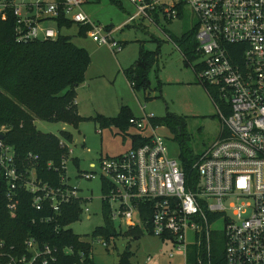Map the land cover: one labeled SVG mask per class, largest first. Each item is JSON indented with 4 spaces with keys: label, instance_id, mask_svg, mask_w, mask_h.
<instances>
[{
    "label": "built area",
    "instance_id": "built-area-1",
    "mask_svg": "<svg viewBox=\"0 0 264 264\" xmlns=\"http://www.w3.org/2000/svg\"><path fill=\"white\" fill-rule=\"evenodd\" d=\"M128 1L134 11L127 25L142 19L157 25V19H174L186 10L193 15L201 67L196 78L217 110L220 133L198 154L193 164L198 179L190 185L178 158L168 156L165 141L154 133L156 126L151 123V133H145V119L130 117L129 125L143 141L123 153L100 157L82 176L94 179L98 174L105 180L107 193L101 198L108 203L114 222L122 218L127 227L168 240L185 255L188 240H201L197 264H264V0ZM82 3L0 0V17L10 13L15 18L16 42L56 38V27L43 22L61 16L89 25L86 34L92 41L120 49L122 44L113 39L112 29L91 22L81 10ZM7 130L0 128V191L10 216L16 215L20 191L32 195L35 209L46 207L53 213L62 204L82 199L77 187L68 182L65 187H53L42 181L34 166L37 154L18 159L13 146L3 140ZM61 165L65 168L64 160ZM215 221L221 223L216 229L224 243L218 255L211 245ZM188 231L195 237L188 238ZM24 243L23 252L0 240V264L47 263V246L40 252L32 240ZM184 262H188L187 255Z\"/></svg>",
    "mask_w": 264,
    "mask_h": 264
},
{
    "label": "rangeland",
    "instance_id": "rangeland-1",
    "mask_svg": "<svg viewBox=\"0 0 264 264\" xmlns=\"http://www.w3.org/2000/svg\"><path fill=\"white\" fill-rule=\"evenodd\" d=\"M81 10L94 24L110 26L107 29H112L113 39L122 45L114 51L107 45L98 44L87 34H80L76 23L60 29V33L69 35L73 43L84 47L90 56L84 79L75 88L72 102L81 119L72 123L34 118L38 130L56 134L69 150L65 160L66 176L63 178L69 185L76 186L78 195L84 199L80 202L78 219L69 228L80 235V239L92 244L91 255L96 264H115L119 253L126 247L132 253L130 260L133 264H186L184 258L190 248H196L192 253L194 258L201 251V240H188L185 255V251L173 248L168 240H161L145 230L137 236L126 235L115 239L107 246L92 238L94 228L103 224V193L98 174L94 179H85L82 173L91 171V163L97 164L100 157L117 155L130 148L131 136L138 134L136 129L130 125L122 130L115 126L99 127L91 118L97 113L115 116L122 105L127 106L134 117L145 119L148 127L143 131L149 134V116L160 118L166 113L181 116L183 135L193 153L203 152L218 137L220 124L217 110L191 68L199 59L188 63L166 36L168 33L180 36L192 27L195 18L186 10L174 19H158L157 25L142 19L125 26L128 15L134 11L128 0H83ZM48 24L55 26L53 22ZM140 44L145 49L158 51L157 61L148 73L150 88L146 93L142 89H132L123 72L137 59ZM3 126L6 127L0 125V128ZM62 131L69 133L68 140H65ZM154 133L165 141L168 156L178 158V143L174 138L176 132L162 122L156 125ZM73 158L77 159L79 170ZM95 171L98 172L97 167ZM115 224L123 231L127 230L122 218L116 219ZM220 224L216 221L211 223V245L217 255L224 246L221 231L216 229ZM188 233V238L191 235L195 237L192 231Z\"/></svg>",
    "mask_w": 264,
    "mask_h": 264
},
{
    "label": "trees",
    "instance_id": "trees-1",
    "mask_svg": "<svg viewBox=\"0 0 264 264\" xmlns=\"http://www.w3.org/2000/svg\"><path fill=\"white\" fill-rule=\"evenodd\" d=\"M53 20L58 31L56 38L23 43L14 39L15 18L10 13L4 19L0 17V125L8 128L3 140L13 146L18 159L23 160L28 153L37 154L34 166L41 180L53 187H65L67 181L63 177L66 170L61 163L69 155L67 145L56 134L38 130L34 118L72 123L81 119L72 102L75 88L84 79L90 56L84 47L74 44L69 35L60 33V29L73 23L71 20L61 16ZM88 29L89 25L79 24L78 32L86 35ZM196 31L197 25L193 24L180 36L166 34L188 63L198 59ZM157 54L158 51L145 49L140 44L135 62L123 69L132 89H142L145 93L149 90L148 73L157 61ZM192 68L196 74L201 67L195 64ZM228 112L225 107V114ZM132 116L128 107L122 105L115 116L97 113L91 118L99 127L115 126L122 130L127 128ZM150 121L154 126L164 122L176 132L174 138L178 143L180 167L188 184L196 182L198 177L193 164L198 153H193L186 143L182 131L183 118L166 113L160 118L151 116ZM62 132L65 140H68L69 133ZM140 139L142 142L139 134H133L131 145L135 146ZM73 161L79 170L77 159L73 158ZM100 182L102 193H107L105 180L100 179ZM31 199L29 192L20 191L16 215L10 216L0 191V240L10 246L21 247L23 252L26 250L24 242L28 240L34 241L40 252L47 246L50 253L45 255L48 259L45 264H96L91 255L92 244L80 239V235L69 228L79 217L82 199L62 204L56 213L46 207L35 209ZM101 206L103 224L94 228L92 238L107 246L115 239L142 233L139 227L130 226L123 231L112 220L108 203L102 200ZM46 217H51L50 221H44ZM194 250L196 248H190L187 264H197L192 256ZM131 255L126 247L119 253L115 264H133Z\"/></svg>",
    "mask_w": 264,
    "mask_h": 264
},
{
    "label": "crops",
    "instance_id": "crops-1",
    "mask_svg": "<svg viewBox=\"0 0 264 264\" xmlns=\"http://www.w3.org/2000/svg\"><path fill=\"white\" fill-rule=\"evenodd\" d=\"M49 22H53L52 20H50V19H47V20H45L44 22H43V25H46V26H50L48 23ZM54 23V22H53ZM167 36V35H166ZM167 39H168V37H167ZM110 48V47H109ZM183 57V56H182ZM184 58V57H183ZM192 68V67H191ZM192 70H193V72L195 73V71H194V69L192 68ZM99 114H101V113H99ZM107 116V115H106ZM132 117H134V116H132ZM93 163H91V165H92ZM90 165V166H91Z\"/></svg>",
    "mask_w": 264,
    "mask_h": 264
},
{
    "label": "water",
    "instance_id": "water-1",
    "mask_svg": "<svg viewBox=\"0 0 264 264\" xmlns=\"http://www.w3.org/2000/svg\"><path fill=\"white\" fill-rule=\"evenodd\" d=\"M0 137H3V136H0Z\"/></svg>",
    "mask_w": 264,
    "mask_h": 264
}]
</instances>
